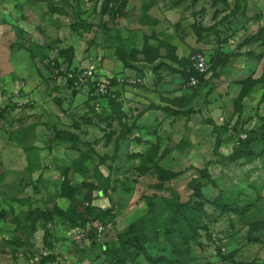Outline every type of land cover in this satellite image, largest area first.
Instances as JSON below:
<instances>
[{
  "label": "rangeland",
  "instance_id": "rangeland-1",
  "mask_svg": "<svg viewBox=\"0 0 264 264\" xmlns=\"http://www.w3.org/2000/svg\"><path fill=\"white\" fill-rule=\"evenodd\" d=\"M200 57L206 73L195 68ZM87 66L145 79L132 90L138 107L118 97L110 108L105 98L99 122L76 117L77 97L55 77ZM262 130L264 0H0V264H56L60 255L115 264L121 253L102 255L104 246L137 235L152 256L182 264H264V231L253 234L262 242L248 239L264 224V145L233 159ZM133 132L157 143L131 153ZM201 169L210 180L198 179V213L185 205L198 199L189 184ZM61 212L104 217L98 247L81 252L72 240L85 241L77 230L87 227ZM128 264L150 263L139 255Z\"/></svg>",
  "mask_w": 264,
  "mask_h": 264
},
{
  "label": "trees",
  "instance_id": "trees-1",
  "mask_svg": "<svg viewBox=\"0 0 264 264\" xmlns=\"http://www.w3.org/2000/svg\"><path fill=\"white\" fill-rule=\"evenodd\" d=\"M195 75V74H194ZM112 84L114 86H116V82L113 81ZM72 85V84H71ZM70 85V86H71ZM89 103L86 104L87 107V112L83 115L82 119L85 117L86 119V124L91 125L92 123H97L99 122L100 118L102 117V113H98L95 110V107L92 106V102H93V98L89 99ZM107 104H109L110 108H112V106H119V101H118V96L117 98H112L111 96L108 97V101ZM57 105L61 106L62 101L58 100L57 101ZM166 112L170 113V115H172L173 117H179L182 114L179 111H173V110H165ZM113 115V114H112ZM109 119V118H108ZM111 119V118H110ZM103 120H107L106 118H104ZM133 129H130L129 132H132ZM131 134V133H130ZM122 137V136H121ZM124 138H127V135H123ZM254 143H262L264 145V130L260 131V132H256L255 135L253 136H249L245 141H243L242 143H240V148H237L235 151V156L233 159L237 160L240 159L242 157H246V156H250L252 155L253 152H251V145ZM221 146V142L217 141L216 143V148L215 151L216 153H218V150ZM154 150V149H153ZM151 150L150 155H149V159L152 161L155 157H158V149L156 148L154 151ZM156 161L158 163V161L160 162V158L159 160L156 158ZM198 172V178L193 180L191 182V184H189L190 189L193 190L195 196H197L198 199H196L195 202H192V200H189L187 202V204L185 206H187V209L190 211H197L198 213L204 212V196L202 194V190H201V186H200V180L204 179V180H210V173L208 171V169H201V170H197ZM200 179V180H198ZM218 209H220L223 212H229V211H238L237 208H232L231 206H228V204H220L217 206ZM3 215V212H0V216ZM61 215L65 216L63 217L65 220L69 221L70 223H75L77 225H75V227H80V225L82 227H87L88 225H90L91 231L88 234V237L91 239V246L88 249H83L81 250V252H85L84 254H87V252H91L93 248L98 247L95 246V243L98 244V242L96 241L98 238V231L96 230V226L98 225V223H101L103 225L106 226V219L104 217H101L100 215H98L96 218H93V220H88L83 218V215L78 216V218H74V217H67L69 215H67L66 213L61 212ZM111 218V217H110ZM97 221V222H95ZM91 222V223H89ZM94 222V223H92ZM89 223V224H88ZM196 225L198 227H200V222L197 221L195 222ZM264 231V224L262 222H257L252 224L249 234H248V239L249 241H253V242H257V241H261L262 240L258 237H255L253 234L255 232H259L260 234L263 233ZM143 235H137V236H133L131 239H128L124 242H119V240H116L115 243V247L116 248H112L108 249V248H103V254L102 255H106V251L107 250H112L113 254H117V253H121V256L116 258V262L115 264H128V262L133 263L139 255H144L146 260L150 263V264H182L181 261L178 259L176 261H170L169 257L167 256H159V257H155L152 256L151 254L148 253L147 248L145 247V241L144 238L142 237ZM105 249V251H104ZM80 250V249H79ZM61 257V255H60ZM81 261V260H80ZM92 262H94V260H90ZM242 264H259L257 262H252V263H242Z\"/></svg>",
  "mask_w": 264,
  "mask_h": 264
},
{
  "label": "built area",
  "instance_id": "built-area-1",
  "mask_svg": "<svg viewBox=\"0 0 264 264\" xmlns=\"http://www.w3.org/2000/svg\"><path fill=\"white\" fill-rule=\"evenodd\" d=\"M195 61V68L198 72L206 73L208 71L210 65L204 58H196ZM55 80L64 89L65 93L70 92V95L73 93L74 96H77V91H79L83 95L87 96V100L93 98L92 106L95 107V110L98 113L101 112L103 108V99L108 98L109 96H111L112 98H117L118 95L116 94V88L118 86L125 88H134L136 86L142 85L145 81V79L140 77L126 75L102 77L101 75H98L96 73V70H94L92 66H87L80 69L78 68L71 70H61L60 72H57ZM113 81L116 82V86L112 84ZM191 84L193 86H197L198 79L192 78ZM73 97H71V99ZM77 231L85 241L76 238L75 241L72 240L75 243V246L80 250L90 248L91 240L88 237V234L91 231L90 225H88L85 229L79 228ZM37 260L38 259H36V261ZM69 260L70 256L62 255L58 259V262H61L62 264H71ZM58 262H56V264H58ZM75 264L95 263L88 259L76 262Z\"/></svg>",
  "mask_w": 264,
  "mask_h": 264
},
{
  "label": "crops",
  "instance_id": "crops-1",
  "mask_svg": "<svg viewBox=\"0 0 264 264\" xmlns=\"http://www.w3.org/2000/svg\"><path fill=\"white\" fill-rule=\"evenodd\" d=\"M104 72H108V71H105V70H103ZM102 71V72H103ZM133 90V88H125V87H121V86H118L117 88H116V94L118 95V93H121V95L119 96L118 95V97H119V99H121L122 101H125V102H133V100L132 99H136L137 97H140V94L138 93V90H136V92H135V90H134V92L132 91ZM137 95H139V96H137ZM132 96L134 97V98H132ZM77 98H75L74 99V103L72 104L73 105V107L74 108H78V106H80V108H78L79 109V111H75V112H78L77 114H78V116H76V117H81L82 115H84L86 112H87V109H86V99H87V96L86 95H83V94H78L77 96H76ZM86 98V99H85ZM73 99V98H72ZM76 104V105H75ZM136 103H130V105H135ZM134 108H136V107H138V106H133ZM124 110H125V108H124ZM69 114H71V112L69 113ZM59 120H60V122L61 123H66L68 126L65 128V130H69V132H72V133H77V134H79V130L78 129H76L74 126H72L73 125V118L72 117H70V116H66V115H64L63 114V116H62V114L60 115L59 114ZM75 117V119H77ZM86 119V118H85ZM65 120H67L68 122H65ZM60 123V124H61ZM59 124V129H63V126H61ZM87 128L89 129V131H90V135H89V137L90 136H96V137H98V138H101V135H97V130L95 129H93V128H95V127H93V126H87ZM83 129H85L84 127H83ZM87 130V129H86ZM62 131V130H61ZM80 135V134H79ZM147 135H149V132L147 133ZM81 137L82 138H84V136H82L81 135ZM142 138V139H141ZM129 139L130 140H134L135 142H130L129 144H127L126 145V147L130 150V152L131 153H145L143 150L145 149V148H147V146L149 145V148H150V146L153 144V143H157V140H155V141H151V140H148V141H146L142 136H141V134L139 133V132H133V133H131V135L129 136ZM142 140V141H141ZM141 141V142H140ZM129 142V141H128ZM149 143V144H148ZM145 145V146H144ZM142 146H144V147H142ZM97 147H100V148H103V146L101 145V144H99ZM97 147H95V149L97 148ZM97 150V149H96ZM147 151H149V149L147 150ZM55 152V151H54ZM50 179V178H49Z\"/></svg>",
  "mask_w": 264,
  "mask_h": 264
}]
</instances>
